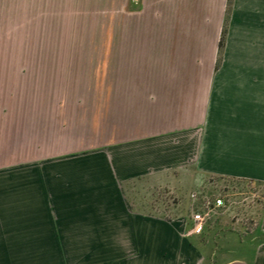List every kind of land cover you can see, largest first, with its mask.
Here are the masks:
<instances>
[{"label": "crops", "instance_id": "obj_1", "mask_svg": "<svg viewBox=\"0 0 264 264\" xmlns=\"http://www.w3.org/2000/svg\"><path fill=\"white\" fill-rule=\"evenodd\" d=\"M83 2L0 0V264H264L262 189L200 235L155 197L189 167L264 185V0H131L86 35Z\"/></svg>", "mask_w": 264, "mask_h": 264}, {"label": "rangeland", "instance_id": "obj_2", "mask_svg": "<svg viewBox=\"0 0 264 264\" xmlns=\"http://www.w3.org/2000/svg\"><path fill=\"white\" fill-rule=\"evenodd\" d=\"M126 3L130 5L131 0H84L82 3L84 34H91L92 28L94 32L100 30L98 26L106 23L108 12L113 9L116 10L117 14H121L119 12L122 11V7ZM89 94L91 93L64 91V114L77 115L79 112L85 115L87 113L92 114L94 111V113L98 112L101 115L99 106L87 108L84 102L77 101L86 99ZM167 181L168 178L162 182L159 181V185L156 186L155 197L159 200L156 204L168 200L171 206L169 216L173 217L178 214L187 216L188 219L191 218L193 210L199 206L198 201L192 197L193 192H198L200 197L206 194L213 196L222 194L227 196V203L250 206L254 198L251 194L258 189L264 191V185L259 187L251 184L240 185L237 180L220 179L217 176L203 179L192 167L173 171L169 183Z\"/></svg>", "mask_w": 264, "mask_h": 264}, {"label": "built area", "instance_id": "obj_3", "mask_svg": "<svg viewBox=\"0 0 264 264\" xmlns=\"http://www.w3.org/2000/svg\"><path fill=\"white\" fill-rule=\"evenodd\" d=\"M192 197L198 201L199 206L192 212L191 233L200 235L204 232L205 225L227 206L226 195H203L200 197L198 192H193Z\"/></svg>", "mask_w": 264, "mask_h": 264}, {"label": "trees", "instance_id": "obj_4", "mask_svg": "<svg viewBox=\"0 0 264 264\" xmlns=\"http://www.w3.org/2000/svg\"><path fill=\"white\" fill-rule=\"evenodd\" d=\"M225 36H226V31H225L224 34H223L221 48L223 47V45H225Z\"/></svg>", "mask_w": 264, "mask_h": 264}]
</instances>
